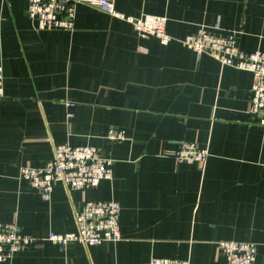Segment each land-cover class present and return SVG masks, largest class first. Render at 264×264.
Listing matches in <instances>:
<instances>
[{"label": "crops", "instance_id": "obj_1", "mask_svg": "<svg viewBox=\"0 0 264 264\" xmlns=\"http://www.w3.org/2000/svg\"><path fill=\"white\" fill-rule=\"evenodd\" d=\"M28 2L0 0V221H16L36 242L0 264H148L153 256L228 264L221 240L256 243L255 264H264V126L249 113L253 74L180 40L204 26L264 50V0H113L128 15H166L175 37L166 45L81 2L73 29H38ZM110 127L126 139L109 140ZM181 141L209 149L204 171L173 158ZM61 143L96 146L113 160V177L84 190L57 179L42 198L20 168L44 165ZM85 199L120 202L122 238L49 240V231L76 228Z\"/></svg>", "mask_w": 264, "mask_h": 264}, {"label": "built area", "instance_id": "obj_2", "mask_svg": "<svg viewBox=\"0 0 264 264\" xmlns=\"http://www.w3.org/2000/svg\"><path fill=\"white\" fill-rule=\"evenodd\" d=\"M87 3L97 6L112 16L131 22L137 34L146 38L155 36L166 45L175 39L167 31L166 15L144 13L128 15L116 9L113 0H29L27 12L36 21L38 29H73L76 5ZM2 23L0 21V35ZM198 54L206 53L215 57L223 65L252 72L253 83L249 103V113L264 126V50L247 51L237 42L236 34H217L204 26L197 27L180 39ZM139 50L147 51L144 46ZM5 94L4 70L0 64V97ZM107 138L114 142L126 139L123 129L110 127ZM210 152L195 141H181L172 152L177 162L194 163L204 171ZM113 160L99 153L92 144H55L53 157L41 166H22L20 178L28 181L41 197L49 199L55 181L61 179L69 189L95 187L104 179L113 177ZM121 204L115 199H85L83 205L74 211L76 228L67 232L49 231L47 238L67 245L80 241L94 245L103 241L122 238L120 228ZM36 239L24 233L16 221H0V261L9 260L16 252L27 250ZM219 246L228 264H255L257 245L246 240H221ZM148 264H190L188 259L153 256Z\"/></svg>", "mask_w": 264, "mask_h": 264}]
</instances>
